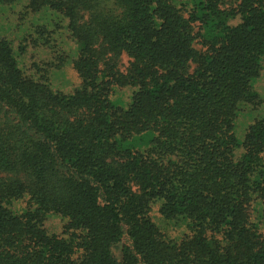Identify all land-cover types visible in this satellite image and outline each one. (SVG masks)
Returning <instances> with one entry per match:
<instances>
[{
    "label": "trees",
    "instance_id": "1",
    "mask_svg": "<svg viewBox=\"0 0 264 264\" xmlns=\"http://www.w3.org/2000/svg\"><path fill=\"white\" fill-rule=\"evenodd\" d=\"M262 71L264 0H0V264H264Z\"/></svg>",
    "mask_w": 264,
    "mask_h": 264
},
{
    "label": "rangeland",
    "instance_id": "2",
    "mask_svg": "<svg viewBox=\"0 0 264 264\" xmlns=\"http://www.w3.org/2000/svg\"><path fill=\"white\" fill-rule=\"evenodd\" d=\"M221 1V5L224 7H228V6H233L235 4H237L238 0H220ZM50 17V16H49ZM31 23L33 22H38L37 18L35 16L31 17ZM237 20L233 21L232 23H236ZM65 25V21L62 22V26ZM23 35V32L17 33L16 35H11L13 37H20ZM64 38H65V27L59 29L57 31V33L55 34V40L56 42H64ZM71 48H73V45H70ZM196 49H199L200 47L198 45H195ZM50 56L49 54L43 52L41 49H37V48H28L26 54H24L23 56H21L20 62H21V66L23 67H29L30 63L32 61H34L35 59L39 58V60H44V59H48ZM129 61V58L126 55H123L120 59V64H119V68L120 70H124V68L127 66V63ZM64 71L63 72H59L58 75H56L54 77V79L52 80V85H53V89H57V90H62L64 92H70L73 88L78 86V77L76 75V73L72 70V68L70 66H66L65 68H63ZM70 83V84H68ZM255 89L257 90L259 97L261 98V100L264 101V71H262V74L260 76V78L258 79L256 85H255ZM122 91V92H120ZM130 94V90L125 88V89H120L117 91V97H120L122 99V101L127 100V98L129 97ZM248 109H253L252 107H247ZM264 115V105L259 109V107L249 116V118H242L240 121L242 123L239 124L238 126V131L239 133H242L243 130L245 129V124H247V122H250V120H252L253 117H261ZM241 125V126H240ZM156 210H158V205L154 206L153 210H152V216L157 220V222H160V216L159 214L156 213ZM46 227L47 229L51 230V231H60L61 229V224L57 221V220H49L46 223ZM167 233L174 236L173 233L171 231L167 230ZM115 253L118 255V250L114 249Z\"/></svg>",
    "mask_w": 264,
    "mask_h": 264
}]
</instances>
